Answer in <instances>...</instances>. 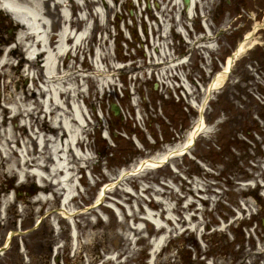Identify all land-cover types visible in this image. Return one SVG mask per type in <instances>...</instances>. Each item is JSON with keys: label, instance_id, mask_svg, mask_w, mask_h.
<instances>
[{"label": "rangeland", "instance_id": "1", "mask_svg": "<svg viewBox=\"0 0 264 264\" xmlns=\"http://www.w3.org/2000/svg\"><path fill=\"white\" fill-rule=\"evenodd\" d=\"M238 2L240 0H203L201 8L208 20H203L200 15L192 20L191 38L185 36L188 31L186 33L179 25L177 36L170 34L173 46L166 41L170 45V50L166 49L169 58L157 68H152L154 60L151 56L157 58L158 52L151 47V36L150 41H144L141 26L147 27L149 34L152 26L153 29L159 26L164 29L160 10L167 9V19L170 21L173 17L174 20L176 13L169 14V11L174 6L175 11L179 8L178 0H105V4L96 7L99 18L97 22L92 20L90 25L91 51H81L76 59L66 57L65 64L69 66H65L66 71L73 68L70 73L82 75L76 80L83 96L77 104L94 116L91 122L88 118L84 123L88 127L83 133L85 144L88 137L90 151L85 155L92 158L88 165L93 180L91 183L84 171L81 178L78 169L75 185L80 181L81 186L77 190L78 198L72 203L76 212L83 211L76 216L78 229L90 236L82 238L83 249L71 257L70 225L67 221L62 222L60 240L65 238L67 242L60 258H64L65 264H103L107 255L114 253L121 255V264H212L211 258L204 259L205 250L213 255L214 264H264V198L261 196L264 190L259 191L261 197L258 198L251 194L252 186L264 189V29L256 35V45L239 57L223 83L209 95L204 109L205 128L197 136L194 146L185 154L172 156L158 169L139 170L130 183L118 178L124 170L131 172L139 167L143 159L167 153L170 148L185 143L189 133L195 130L201 118L200 106L213 79L224 70L227 58L253 26L264 23L260 16L255 20L250 14L257 10L255 0L246 1V13L242 12L243 7ZM187 21L186 17L181 20L183 27ZM204 22L211 27L210 35L205 34L201 25ZM171 24L174 25V21ZM11 25H5V39L10 33H16L14 26L11 30ZM130 32L136 33L138 40L132 39ZM123 40L127 43H122ZM87 44L88 41L83 46ZM207 46L214 49L208 50ZM17 53L11 57L9 67L0 69L1 106L7 102L15 105L16 94L22 92L20 88L24 86L29 92L31 86L24 67L28 62L27 55L22 54L21 49ZM97 53L107 54V61L98 59ZM33 71L42 81V70ZM103 72H106L104 76L101 75ZM87 75L91 76L93 86L84 79ZM7 84L10 85L6 90ZM35 91L40 100V90L35 88ZM112 103L120 107L117 116L111 110ZM40 116L50 122L49 115L41 113ZM27 123L29 125L26 118L24 124ZM3 129L1 127L0 131ZM27 130L34 136L29 126ZM33 130L36 132L37 128ZM32 136L33 144L29 146L38 153L41 151L38 141ZM79 165L84 167L86 164L79 162ZM14 176L9 174L0 179V204L8 193L10 179L15 180L13 184L17 181ZM32 179L29 178L27 183L30 184ZM103 187L105 191L100 197ZM167 188L169 193L173 190L176 195L170 196L169 202L165 201L168 203L165 207L169 205L173 209L169 224L168 220L159 217L163 208L147 206L151 201H164L152 190ZM116 189L127 191L132 200L120 199L114 194ZM22 193L29 200L28 204H32L31 193L25 190ZM99 198L103 200L97 203ZM191 202L194 206L185 208ZM50 203L46 210L59 204L58 200ZM23 206L25 209L28 205ZM37 206L24 212L8 210L7 216H0V246L14 215L25 218V227L37 223L40 218ZM85 211L95 213L82 215ZM144 211L154 215L149 224L144 220L147 217ZM134 212L140 221H134ZM43 214L44 211L40 215ZM189 216L195 218L191 225L186 219ZM181 218L186 222L180 221ZM51 219L44 218L38 229L28 236L30 258L11 249L0 255V264H11L12 261L13 264H44L38 257L46 256L50 242L45 246L39 239L43 232L54 230ZM162 226L170 230V233L166 231V241L145 237H157ZM153 242L161 252L155 262L148 260Z\"/></svg>", "mask_w": 264, "mask_h": 264}, {"label": "bare ground", "instance_id": "2", "mask_svg": "<svg viewBox=\"0 0 264 264\" xmlns=\"http://www.w3.org/2000/svg\"><path fill=\"white\" fill-rule=\"evenodd\" d=\"M201 1L203 0H199V2ZM82 2H84L83 5L81 4ZM178 2L179 8L175 11L176 7L174 6L172 11H169V14L172 13L174 15L176 13V20L175 18L173 20L172 17L170 21H174V23L176 22V27L177 25H180L187 33L181 23V17L179 14L184 4L182 5L183 1L181 2V0H178ZM195 2H197V0H191V6L185 7L184 5L182 17L183 15L188 16V18L191 16ZM51 4L54 6L53 8ZM102 4H105V0H0V7L12 12L17 21H20L21 29L18 33L17 39L29 42L27 48L31 62L29 63L28 72L31 73V70L34 69L42 70L43 77L46 79L44 87L40 91V100L38 96H36L37 94L35 91L29 89L30 93H28L25 88H22V92L17 93L19 99H17L18 97L15 98V105H10L5 108L0 104V129L1 127L4 128L3 131H0V179L9 174H14L20 181H23L24 178L26 179L27 174H29L28 172L30 171L32 177L36 178L42 187L39 188L40 192L36 195V201L33 202L32 200L33 203L29 204L30 207L28 208L33 209L37 205H41V207L50 205L51 200L48 193L49 191H53L56 200H60L62 203L57 210L60 213L53 212L54 220L57 219V214H61L63 217L70 218L73 222V218L83 212H76L72 207L73 200H70L75 190L72 183L76 181L75 172L77 170L76 166L73 165L74 160L72 158L78 159L75 154L80 155L78 146L83 142L84 129L88 127V125L85 126L84 123L87 122V115L91 116L90 112L82 109V107L77 104L83 96L81 94L80 86L76 85V80L82 75H80L79 72L70 73L73 68L68 69L67 71L63 70L61 68V63L65 62L63 60L65 56L68 58L72 57L73 54H77V51L82 50L83 44L87 40L93 38L92 30L90 29L91 21L94 20V22H97V17L99 18V15L98 12H96V7ZM168 6L169 4H167V7ZM164 9L160 10L164 29L163 26H159L157 30L153 29V42L154 47L158 52L156 53L158 60L160 58L162 60L164 58L168 59L165 39L163 36L168 37L170 35V25L172 24L169 19H167L169 17V15L166 14L168 10ZM109 10L110 9H108L107 12H109ZM79 11L80 14L78 13ZM148 12L150 13V16H153V13L150 11ZM83 24L84 27L82 28L81 26ZM205 26L211 34L210 27H208L207 24ZM57 27L59 28L58 31L55 30ZM185 35L187 36V34ZM255 43L256 40H251L250 34H247L245 39L233 52V56L227 58V62L224 65L225 71L217 74L212 82L211 89H216L223 83L228 72L232 69L235 60L247 50L251 49ZM15 53L16 51L11 48L7 54L2 56V59L0 60L1 70L9 67L11 57ZM97 57L98 59L100 58L101 61H103V59L107 61L108 58L107 54L103 55L100 53H97ZM151 59L153 61L154 57L151 56ZM43 62H45L44 65H42ZM157 65L159 64L154 63L153 67L156 68ZM68 67L69 66H66V68ZM105 74L106 72L101 73L103 76ZM4 75L7 76V73L5 72ZM28 76L31 78L30 74H28ZM33 77L32 81H34ZM84 79H86L91 86L94 85L91 81V77L85 76ZM107 83V85L112 86V83ZM5 87L6 90L9 89L8 85H5ZM200 107V109L203 110V107ZM41 113L49 115L51 117L50 122H45V119H42L40 116ZM11 114L12 116H10ZM25 115L29 118L31 130L33 129L32 127L37 128V130H35L36 132H33V134L36 137L38 147L41 150L38 151V153L31 150L29 146L33 144L31 138L32 134L30 135L28 133L25 128L26 125L13 124V121L20 117L24 118L23 120H26ZM204 128L205 121L203 118L199 117L195 130L189 133L185 143L178 144L170 148L167 153H161L154 156V158L142 162V168L140 171L143 172L146 169H155L162 165V163H164L169 157L184 154L193 144L195 137L203 132ZM18 132L22 133L18 135ZM12 146H15V148H12ZM21 148H23V150ZM19 152L20 156L17 155ZM88 160L91 159L88 158ZM140 171L137 169H134L131 172L123 171L120 173L119 177L121 180L126 179V181L130 183V180L134 176H137ZM57 186H60L61 190L63 186L68 187L70 189L69 193L62 190L65 194H62L61 192L60 194L63 197L60 198L58 193L60 190L56 192ZM183 188L185 189V187ZM149 189L151 188L149 187ZM104 191L105 190L101 192L100 197L104 194ZM152 191L156 195L161 196L164 201L159 200L157 203L151 201L148 204V207L150 209H156L157 207L163 208L161 215H166L164 219L168 220V224L172 223L169 214L173 209H171V206L169 205L168 207L165 206L168 204L167 202H169L168 200H170V196H176L174 191L170 190L169 193L168 188L164 190L155 189ZM114 194L120 199L126 200V202L132 200V197L124 189H116ZM19 197L23 198L21 192L16 198H13L12 195H8L5 197L3 203L5 206H12V200L14 205L15 202L19 201ZM102 200V198L101 200L99 198L97 203ZM139 202L140 201L138 200V203ZM191 206H194L193 202L189 203L185 208H190ZM28 208H25L23 212ZM140 211H143V208L141 209L140 207ZM2 212L3 210L1 209V213ZM93 213H95V211H91L90 213L85 211L82 215L88 216ZM145 213L147 219H154L153 215L144 211V214ZM132 216L134 221L141 220L136 212L132 213ZM186 219L189 220L190 225L195 220L194 216H189V218ZM182 220L186 222L184 218L180 219V221ZM73 224V227H75L72 230L73 238L72 236L70 237L73 243L74 241L76 243L77 235V243L80 242L81 237L87 239V237L90 236V233L87 235H85V233L82 234L81 230H78L79 227L77 223ZM147 224H149V222H147ZM162 228L163 227H159L160 231H163ZM162 240L160 242H162ZM127 242H129V239ZM128 250L132 253L130 247H127V251ZM114 259V257L107 258L103 264H114ZM116 261H118V259ZM115 263L121 264V262Z\"/></svg>", "mask_w": 264, "mask_h": 264}, {"label": "water", "instance_id": "3", "mask_svg": "<svg viewBox=\"0 0 264 264\" xmlns=\"http://www.w3.org/2000/svg\"><path fill=\"white\" fill-rule=\"evenodd\" d=\"M185 2L188 4L189 3V0H185Z\"/></svg>", "mask_w": 264, "mask_h": 264}]
</instances>
